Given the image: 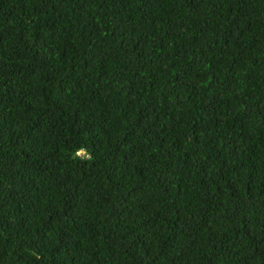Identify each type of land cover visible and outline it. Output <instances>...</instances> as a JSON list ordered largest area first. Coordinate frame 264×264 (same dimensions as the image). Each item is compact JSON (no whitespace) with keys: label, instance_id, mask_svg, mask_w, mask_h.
I'll return each mask as SVG.
<instances>
[{"label":"trees","instance_id":"trees-1","mask_svg":"<svg viewBox=\"0 0 264 264\" xmlns=\"http://www.w3.org/2000/svg\"><path fill=\"white\" fill-rule=\"evenodd\" d=\"M0 264H264V0H0Z\"/></svg>","mask_w":264,"mask_h":264}]
</instances>
